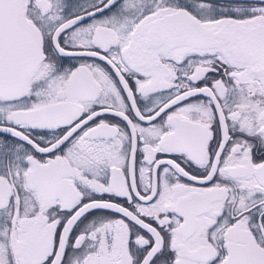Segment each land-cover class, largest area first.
<instances>
[{"label":"snow or ice","instance_id":"obj_1","mask_svg":"<svg viewBox=\"0 0 264 264\" xmlns=\"http://www.w3.org/2000/svg\"><path fill=\"white\" fill-rule=\"evenodd\" d=\"M0 264H264V0H0Z\"/></svg>","mask_w":264,"mask_h":264}]
</instances>
